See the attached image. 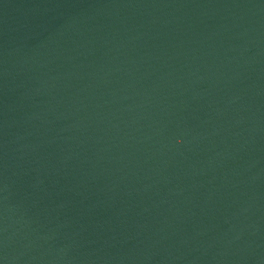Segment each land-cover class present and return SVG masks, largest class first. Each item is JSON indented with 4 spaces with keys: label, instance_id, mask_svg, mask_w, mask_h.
Returning <instances> with one entry per match:
<instances>
[{
    "label": "water",
    "instance_id": "water-1",
    "mask_svg": "<svg viewBox=\"0 0 264 264\" xmlns=\"http://www.w3.org/2000/svg\"><path fill=\"white\" fill-rule=\"evenodd\" d=\"M0 264H264V0H0Z\"/></svg>",
    "mask_w": 264,
    "mask_h": 264
}]
</instances>
